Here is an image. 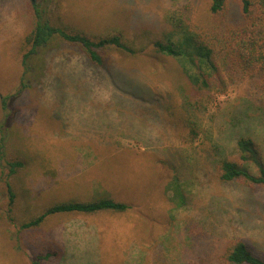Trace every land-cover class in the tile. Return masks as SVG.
Masks as SVG:
<instances>
[{"label": "rangeland", "instance_id": "374dc122", "mask_svg": "<svg viewBox=\"0 0 264 264\" xmlns=\"http://www.w3.org/2000/svg\"><path fill=\"white\" fill-rule=\"evenodd\" d=\"M210 2L0 0V264L48 254L42 264H221L235 240L264 255V188L215 175L217 162L238 161L241 137L264 152V110L243 86L216 95L197 112L200 139L184 144L182 62L154 46L173 31L169 14L190 4L202 15ZM34 3L57 26L92 39L122 32L142 51L109 49L98 67L56 36L25 59ZM227 3L238 15L240 0ZM106 197L133 208L21 227L56 204Z\"/></svg>", "mask_w": 264, "mask_h": 264}, {"label": "trees", "instance_id": "16d2710c", "mask_svg": "<svg viewBox=\"0 0 264 264\" xmlns=\"http://www.w3.org/2000/svg\"><path fill=\"white\" fill-rule=\"evenodd\" d=\"M239 6V14L233 17L227 0H211L202 15L200 8L195 6L194 11L192 5L186 4L167 16V23L172 25L173 31L166 40H158L154 44L158 53L182 62L186 80L180 87L182 102L178 100L177 108L179 124L183 128L180 138L186 145L194 144L201 137L203 130L196 116L202 108L205 109L207 99L227 95L233 88L243 86L256 97L254 100L264 110V0H240ZM32 7V30L25 38L31 50L25 54V59L37 49L44 48L56 36L63 42L78 46L98 67L105 65L109 49L115 48L133 56L142 51L122 32L92 39L68 27L53 24L45 16V9L40 10L35 3ZM172 115H177L175 110ZM237 151L238 161L224 159L216 163V178L221 183H238L252 191L264 188V152L261 145L252 137H241L237 141ZM2 159L3 146L0 145V161ZM10 165V174H15L23 163L18 161ZM9 194L10 213L16 198L10 187ZM132 208V205L110 197L73 201L51 206L21 227H40L47 217L62 213L125 214ZM49 258V254L39 257L32 264H42V260ZM219 260L221 264H264V255L254 252L246 242L235 240L224 247Z\"/></svg>", "mask_w": 264, "mask_h": 264}]
</instances>
